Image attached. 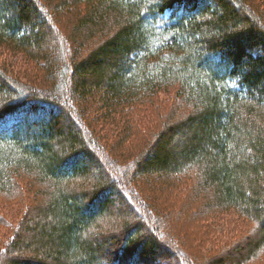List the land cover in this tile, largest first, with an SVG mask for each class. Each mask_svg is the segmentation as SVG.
I'll use <instances>...</instances> for the list:
<instances>
[{
	"label": "trees",
	"instance_id": "1",
	"mask_svg": "<svg viewBox=\"0 0 264 264\" xmlns=\"http://www.w3.org/2000/svg\"><path fill=\"white\" fill-rule=\"evenodd\" d=\"M0 50L36 70L0 60V196L29 194L39 217L6 264H194L138 190L191 172L216 209L261 222L232 264L264 249L263 0H0ZM169 89L152 141L111 160L104 127L124 143Z\"/></svg>",
	"mask_w": 264,
	"mask_h": 264
},
{
	"label": "rangeland",
	"instance_id": "2",
	"mask_svg": "<svg viewBox=\"0 0 264 264\" xmlns=\"http://www.w3.org/2000/svg\"><path fill=\"white\" fill-rule=\"evenodd\" d=\"M69 18L73 17L67 15L64 17L66 21ZM62 22V24L65 22L63 18ZM60 28H63L66 34L68 25H60ZM73 47L74 45L71 43V48L73 49ZM0 60L14 76L20 72L28 78L36 72L32 64L25 63V60L18 55L3 54L0 50ZM175 97L174 89L162 91L158 95V106H152L150 111L145 113L130 116L131 122L134 123V130L132 136L124 143L117 142V137H114L116 133L112 131L111 126L104 127L100 135L108 137L109 143L107 144L109 146L107 145V147L109 149L107 153L111 160L113 158L123 165L127 159L135 160L137 149L152 141L156 130L170 116L173 107L178 105V100L177 98L175 100ZM97 107L98 103L94 102L92 108ZM177 112L181 113L182 111L180 109ZM139 181L143 188L138 187V190L142 196L144 194L147 197L150 196V206L157 215L159 213L162 217L160 220L163 227L162 232L165 236L167 235V239L177 242L192 258L194 264H215L214 260L218 258L227 264H232L242 254L235 250L247 248L248 243L259 234L261 222L256 223L236 210L220 211L216 209L211 201L210 189L196 187L197 179L194 172L177 178L170 186L160 185L162 178L155 176L146 180L139 178ZM23 194L21 193L20 197L17 194L9 198L0 196V250L7 247L10 238L22 229L25 223L28 224L29 221L33 225L39 219L28 211L30 195L28 194L29 196L26 197V193ZM152 198L156 200L153 201ZM117 207L121 210L124 208L122 204L115 206V208ZM157 211L159 212L157 213ZM126 219L133 220L129 217ZM147 222L145 223L147 228L149 225L153 227V221ZM120 231L118 227V229H114L113 233ZM11 255L12 253L4 255L0 252V264H6V257ZM241 263L264 264V249H260L253 260L248 262L245 260Z\"/></svg>",
	"mask_w": 264,
	"mask_h": 264
}]
</instances>
